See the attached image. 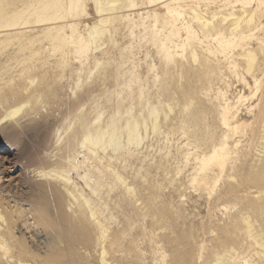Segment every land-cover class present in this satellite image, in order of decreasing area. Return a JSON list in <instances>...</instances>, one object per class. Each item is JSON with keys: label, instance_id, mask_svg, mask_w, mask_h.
Returning a JSON list of instances; mask_svg holds the SVG:
<instances>
[{"label": "rangeland", "instance_id": "rangeland-1", "mask_svg": "<svg viewBox=\"0 0 264 264\" xmlns=\"http://www.w3.org/2000/svg\"><path fill=\"white\" fill-rule=\"evenodd\" d=\"M0 264H264V0H0Z\"/></svg>", "mask_w": 264, "mask_h": 264}, {"label": "bare ground", "instance_id": "bare-ground-1", "mask_svg": "<svg viewBox=\"0 0 264 264\" xmlns=\"http://www.w3.org/2000/svg\"><path fill=\"white\" fill-rule=\"evenodd\" d=\"M103 10V8L101 7V6H99L98 5V11L99 12H101ZM243 11V10H242ZM253 14L251 13V12H249V13H247V11H243V12H241V15H239L238 16V19L237 20H240L241 18H243L244 16V19L246 20V21H251V19L253 18V16H252ZM245 21V22H246ZM249 57H248V62H247V67H248V70H250L251 69V67H252V63H253V59H254V55L253 54H247ZM156 123H157V121H156ZM135 125L137 126V127H139V123H135ZM152 125H153V128H157V126H156V124H155V122H153L152 123ZM141 127V126H140ZM98 143V141H96V143L94 142V141H92V144H97ZM211 158H213V159H215V161H218L219 163H223V155H218L217 153L216 154H214ZM11 175H13V174H11ZM14 179H15V176H10V177H8V178H6L4 181H3V183H2V185L3 186H11V185H13L14 186V189L13 190H9V191H7L6 192V194H5V199L7 200V201H15L16 202V200L14 199V196H15V194L17 193V192H22V194H23V187L22 186H18L16 183H14ZM1 185V186H2ZM20 208H18L17 210H19ZM22 213V212H21ZM17 216H19V215H17ZM16 220L18 219V220H20L21 222H20V224L19 225H21V227H23V226H28L29 225V223H28V220H27V218L25 217V215L22 213V214H20V216L19 217H16L15 218ZM26 228V227H25ZM27 229H28V227H27Z\"/></svg>", "mask_w": 264, "mask_h": 264}]
</instances>
